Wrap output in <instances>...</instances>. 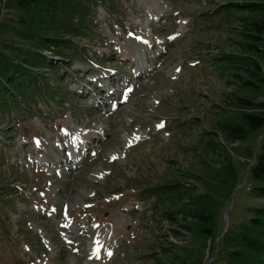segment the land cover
Returning a JSON list of instances; mask_svg holds the SVG:
<instances>
[{
	"label": "rangeland",
	"instance_id": "374dc122",
	"mask_svg": "<svg viewBox=\"0 0 264 264\" xmlns=\"http://www.w3.org/2000/svg\"><path fill=\"white\" fill-rule=\"evenodd\" d=\"M250 2L65 9L76 33L51 32L71 39L69 58L45 47L52 68L25 61L38 93L12 92L13 112L0 110V264H226V234L261 204L251 168L264 127L244 116L262 111L242 100L264 103V37L253 29L264 14L233 7ZM0 14V51L25 53L11 29L18 0ZM239 125L247 140L231 136Z\"/></svg>",
	"mask_w": 264,
	"mask_h": 264
},
{
	"label": "trees",
	"instance_id": "16d2710c",
	"mask_svg": "<svg viewBox=\"0 0 264 264\" xmlns=\"http://www.w3.org/2000/svg\"><path fill=\"white\" fill-rule=\"evenodd\" d=\"M76 1L80 0H18V8L22 16L18 21L13 20L11 29L19 35L23 42L21 37L27 41V43L24 42L27 44V48L25 53L14 51V55L20 61L15 56L9 57L4 51L5 49H14L16 46L12 47L5 44V49L0 51V110L3 113L13 112L14 102L9 103V99H14L13 93L19 95L22 92H28L27 96L29 97L31 92L38 93L39 91V81L32 75L31 65L26 62H36L34 64L38 63L42 66L49 64L52 68L54 61L53 58L50 60L44 56L42 49L45 47L52 50L59 49L60 58H69L64 53L67 48L63 45L65 42H71V39L53 34L51 27L69 28L72 33H76L78 26L74 22H70L69 18L63 17V15H67L66 8L71 14V7ZM233 7L259 10L264 14V0L235 4ZM253 25L254 32L258 35L257 38L262 39L264 37V18L253 23ZM45 26L49 28H45ZM35 52L40 54V57H36ZM22 66L24 69L20 71ZM52 88L55 86L52 85ZM33 102H35L34 96H32L31 103ZM242 103L250 106L251 110L262 111V114H245L244 119L250 127L254 131L264 127V103L250 99L242 100ZM26 108L29 109L28 106ZM21 110L24 111L25 109ZM231 136L237 137L238 140L248 139L247 131L240 125L232 128ZM251 177L254 181L251 195L261 204L250 210L252 212L251 219L244 225V230L240 234L236 236L226 234L229 237V245L222 251L221 255V258L224 256L226 264H264V138L256 157V163L251 168ZM202 218L206 219L204 215ZM206 232L213 234L212 229H207Z\"/></svg>",
	"mask_w": 264,
	"mask_h": 264
},
{
	"label": "bare ground",
	"instance_id": "6f19581e",
	"mask_svg": "<svg viewBox=\"0 0 264 264\" xmlns=\"http://www.w3.org/2000/svg\"><path fill=\"white\" fill-rule=\"evenodd\" d=\"M143 73H144V72H143ZM143 73H142V74H143ZM142 74H139V75L142 77ZM140 76H139V77H140ZM103 95H104V94H103ZM113 95H114V97H113L111 100L118 99V96H117V95H115V94H113ZM104 96H105V95H104Z\"/></svg>",
	"mask_w": 264,
	"mask_h": 264
},
{
	"label": "snow or ice",
	"instance_id": "6c2138e0",
	"mask_svg": "<svg viewBox=\"0 0 264 264\" xmlns=\"http://www.w3.org/2000/svg\"><path fill=\"white\" fill-rule=\"evenodd\" d=\"M39 144V142H37Z\"/></svg>",
	"mask_w": 264,
	"mask_h": 264
}]
</instances>
